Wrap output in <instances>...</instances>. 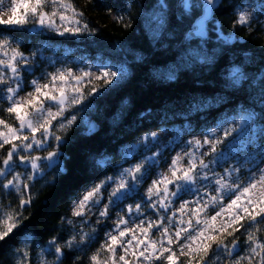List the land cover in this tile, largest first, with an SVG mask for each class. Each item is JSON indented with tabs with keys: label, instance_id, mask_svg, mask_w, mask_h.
Masks as SVG:
<instances>
[{
	"label": "trees",
	"instance_id": "obj_1",
	"mask_svg": "<svg viewBox=\"0 0 264 264\" xmlns=\"http://www.w3.org/2000/svg\"><path fill=\"white\" fill-rule=\"evenodd\" d=\"M239 3L219 1L208 27L209 38L203 41L191 36L203 15L201 0H193L189 8L183 0L85 2L91 38L63 42L122 67L124 73L118 84L105 86L82 105L76 123L59 134L63 140L53 167L30 182L27 191L0 188V212L22 213V222L8 242H0V264H18L22 258L18 250L25 246L31 264H39L41 250L53 237L63 246L76 236L69 223L73 204L87 188L106 177H117L128 155L126 149L152 132L177 126L209 130L226 114H247L254 116L259 144H264V36L257 29L234 26ZM0 38L18 43L27 55L47 43L62 42L6 28H0ZM236 68L245 76L240 83H234L231 75ZM0 112L8 118L2 108ZM93 123L95 133L90 131ZM6 152L0 149V158ZM21 195L32 198L24 209L19 207ZM259 227L258 235L264 240V223ZM235 235L240 238L237 252L243 254L244 229ZM93 246L65 248L61 264H88ZM43 258L54 260L46 251Z\"/></svg>",
	"mask_w": 264,
	"mask_h": 264
},
{
	"label": "snow or ice",
	"instance_id": "obj_2",
	"mask_svg": "<svg viewBox=\"0 0 264 264\" xmlns=\"http://www.w3.org/2000/svg\"><path fill=\"white\" fill-rule=\"evenodd\" d=\"M48 6L51 8L50 11L45 10ZM192 6L188 0H184L185 8ZM214 7L216 0H203L204 19L208 18ZM236 7L239 11L235 14L234 26L251 27L253 14L242 5ZM260 8L264 10V3ZM69 12L71 15H68ZM5 16L7 19L4 18ZM82 16L83 13L78 11L70 0H8L7 7L5 0H0V25L24 27L31 24L34 27L50 29L61 36L84 32L91 34L93 30H90L86 23L81 26L78 17ZM57 17L60 23H57ZM122 19L117 17L118 22ZM203 23L204 21L201 20L196 27V31L201 35H203ZM32 56L22 52L18 45L13 46V41L10 39H0V99L8 102L4 111L14 116L18 122L17 127L0 118V126L7 129L0 131V149L9 146L6 155L0 158V178H3L0 179V188L9 192L27 191L30 188V181L41 175L42 162H53L60 155L58 149L63 137L53 131V122H57L56 131L69 129L77 121V115L72 109L83 104L88 96L97 94L102 86L114 85V82L118 84V76L124 73L122 67L113 70V66L108 64L97 65L98 74L82 71L77 75L70 69H58L56 72L31 80L32 91L27 92L26 96H20L19 93L23 90L22 69L27 68ZM231 75L234 83H240L245 79L239 68L234 69ZM41 80L44 82L41 83ZM85 82L91 85L87 92L84 91ZM225 123H228L227 118L221 121L215 130L206 132L203 140L188 141L187 145L191 150L177 153L168 164L167 172L157 174V178L153 179L146 188L144 203L130 204L127 205L126 210L121 209L124 214L117 215L114 221L115 227L111 232L106 233L105 242L88 258L90 264H109V261L111 264H153V261L159 260H163L164 264H180L177 252L187 256L184 264H264V240L258 235L259 225L264 223V167H260L264 164V144L257 148L258 158L250 154L246 160V162L256 161L253 168L249 169L251 178L246 185H243L239 178L242 166H230L223 168L222 172H217L215 166L227 163L231 156V153L226 155L224 150H218L219 146L233 132L240 135L243 131L242 128L237 127L224 128ZM232 123L236 122L233 120ZM25 130L29 135L24 134ZM217 131H221L222 136L217 135ZM37 133L40 134L39 137ZM158 135L159 133L152 132L142 140L144 142L149 138L155 140ZM50 139L55 140L56 147L52 151H47L45 145ZM251 143L250 137L249 145ZM205 147L207 150L202 152L201 149ZM36 149H44L47 155L43 157L32 155L31 153ZM159 155L158 152L154 153L151 157H146L145 161L123 169L117 177H106L87 188L74 203L73 215L84 218L92 213L93 209H97L98 212L95 213L97 223L109 219L113 207L125 198L129 196L135 198L139 194L138 185L146 179L148 171L145 164L149 167L156 165V158ZM185 158L186 163H184ZM17 161L19 165L26 166L27 174L21 172L13 174ZM9 175L11 179L7 178ZM229 193L235 198L230 199L225 207L223 200ZM182 194L194 195L195 199L182 200L179 208L173 210L167 217L160 215L161 210L167 213L175 199L180 198ZM31 203V196L24 198L21 195L20 209ZM190 204L194 205L191 209H189ZM216 205H220V211L210 218L200 219L201 213H205L210 206ZM145 208L151 209L157 215V219L145 217ZM177 211L180 213L179 219H177ZM225 211L228 214L227 219H221L217 225V218L222 217ZM189 212L191 216L185 222L183 216ZM133 213L140 218L139 223L127 227L129 220L126 217H132ZM21 215V212L15 211L0 212V242H8V238L22 222ZM192 217L196 218L198 226L202 224L203 227L193 229ZM245 220L248 221L247 228L243 223ZM87 222L86 219L82 220V223ZM173 224L175 231L170 232L169 229ZM153 228L159 233L156 239L150 238ZM241 229H244L245 233L243 254L237 252L240 238L235 235ZM137 233L143 238H139ZM126 236L130 238L125 240ZM182 236L184 242L179 243ZM229 237H233L230 242H228ZM90 238L89 233L82 232L79 236V244L76 242V236H72L61 246L57 243V238L53 237L48 241L47 248L41 250L39 264H49L43 258L45 251L54 256L51 264H61L62 258L67 255L65 248L72 249L76 246L79 250V245L85 244ZM174 243L178 245L176 250L172 248ZM117 247L122 253L119 256H117ZM18 251L22 257L18 264H31L27 247ZM102 252L108 253L104 259H101Z\"/></svg>",
	"mask_w": 264,
	"mask_h": 264
},
{
	"label": "rangeland",
	"instance_id": "obj_3",
	"mask_svg": "<svg viewBox=\"0 0 264 264\" xmlns=\"http://www.w3.org/2000/svg\"><path fill=\"white\" fill-rule=\"evenodd\" d=\"M87 0H70V3L74 5V7L83 13L82 17H78L81 21V26L83 24L88 25L87 16L85 15V12L83 11V7H85V2ZM202 1V7H203V0ZM193 0H188V3L191 5ZM264 3V0H240L239 5H242L244 8H246L250 13L253 14L252 21H251V27L253 29L259 30V33L264 36V10H261L260 5ZM8 0H5V7H7ZM184 5V0H183ZM204 9V8H203ZM46 11H50V6L45 8ZM239 11V8L237 12ZM10 15V13H9ZM68 15H71L69 12ZM7 19V16L4 17ZM57 23H60L58 17H57ZM89 29L90 26L88 25ZM248 27V26H244ZM0 28H6L10 30H18V31H28L35 34H45L49 35L52 38H56V40H61L62 42H58L57 44H50L47 43L42 46V48L39 51L34 52V56H32V59L29 63V65H33L35 67L34 74L30 75L27 71H24L22 69V75H23V84L22 88L23 90L19 93L20 96H26L27 92L32 91V86L30 84V81L33 79L41 78L42 76H46L47 73L56 72L58 69H70L74 74H80L82 71H91L95 74L97 73V65H112L113 70H116L117 67L115 64H112L111 62L103 59V58H96L91 56L88 53H80L77 51V46L74 47L72 44H67L63 41H75L77 43L83 42L89 38H91V34L88 32H84L82 34L72 35V34H65L63 36L58 35L56 32L47 29V28H40L39 26H33L31 24H28L24 27H16V26H8V25H0ZM3 39V38H0ZM233 40V39H231ZM18 43L13 42V46H17ZM27 55V54H26ZM29 74L30 78L27 79L25 77V74ZM121 77L118 76V79ZM44 80H41V83H43ZM94 83H99L95 82ZM91 85L87 84L85 82L84 85V91L87 92L88 88ZM105 86H102L100 88V91ZM99 91V92H100ZM98 92V93H99ZM97 93V94H98ZM97 94L93 96H88L87 99L84 100L83 104L77 105L75 108L72 109V112L76 114L77 109H79L82 105H84L88 100H90L92 97L96 96ZM8 106V102L4 99H0V109H4ZM5 114H7L4 111ZM8 118H6L4 115L0 112V118L5 119L9 124H12L13 126L18 127V122L15 120L14 116H10L7 114ZM10 118V119H9ZM227 118L228 123L223 124L224 128H231V127H237L242 128L243 131L240 135H237L236 132H233L231 136H229L227 139L224 140V143L219 146L218 150H224L225 154L231 153V156L229 157L227 163H224L222 166L217 165L216 171L222 172L223 168H227L230 166L235 167H241V171L239 173L240 181L243 185H246L249 181L250 173L249 169L253 168V164L256 163V161L252 162H246L247 158L250 156V154L256 155L257 158L259 156L257 152V148L260 145L259 144V128L255 122L253 115H247V114H239V115H233V114H226L222 118L218 120V122L209 130H203V131H193L192 128L189 126H177L175 128H164L160 131H157L159 133L158 137L153 140L151 138L148 139L147 142H144L143 140L137 144L133 145L132 147H128L126 149L127 157L126 161L124 162L122 168L120 169L119 173L125 169L134 166L137 163H141L145 161L146 157H151L154 153H160L159 156H157V163L156 165L149 167L147 164H145V168L148 169L146 179L139 183V194L135 196V198H132L131 196L125 198L123 201H121L117 206L113 207L110 212V218L103 220L102 223H97V215L95 213L98 212L97 209H93L92 213L88 214L87 217H76L73 215V207L71 210V225L73 226L76 238H77V244H79V236L83 233H89L90 234V240L87 241L85 244H93L95 243V246H93V251L90 253L89 257L95 253L100 246L105 242L106 239V233H109L112 231V229L115 227L114 221L117 218L118 214H124L121 212V209L127 208V205H134L136 203H144L146 201V197L144 196V193L146 191L147 186L151 183L153 179L157 178V174L160 172H167V166L170 164L171 159L176 156L177 153H182L186 150H191L190 146L187 145L188 141H191L193 139H200L203 140L204 135L206 132L210 130H215L217 128V125L221 123V121L225 120ZM235 121L236 123L233 124L232 121ZM56 124L57 122H53V131L56 132L57 135L62 133L63 131H56ZM90 126V125H89ZM0 131H7V129H4L2 126H0ZM25 135H29L27 130H25ZM39 133H37V136L39 137ZM217 135L222 136L221 131H217ZM148 136V135H147ZM251 137V145H249V138ZM56 146V142L53 139L49 140V143L45 145V148L47 151H52V149ZM8 145L5 146L4 149H8ZM207 148H202L201 151H206ZM47 151L44 149H36L31 154L37 155V156H46ZM23 154V153H22ZM58 158L53 162L43 161L41 164V175H38V177H41L46 169H50L53 167L57 162ZM130 159V160H128ZM206 159H211V157H206ZM14 160H16V157H14ZM187 162V159L185 158L184 163ZM260 167H264V164H261ZM15 172H21L26 173V166L19 165L17 161V166L14 168L13 174ZM8 179H11V175L7 177ZM235 178V177H234ZM3 179V178H0ZM23 179V177H22ZM35 180V179H34ZM32 180V181H34ZM30 181V182H32ZM209 191H212V189H209ZM213 194H215L213 192ZM143 198V199H142ZM235 196L231 193L225 195L223 200V205L226 207V205L229 203L230 199H234ZM195 199L194 195L189 194H182L180 198L175 199L174 203L172 204L171 208L167 213L163 212L161 210L160 215H163L165 217L171 215V212L173 210H176L179 208L180 203L182 200H193ZM243 199V198H242ZM74 206V204H73ZM194 207V205L190 204L189 209ZM217 211H220V205H216L214 207L210 206L205 213L200 214V219L203 220L205 218H210L211 216L215 215ZM145 217L155 220L157 219V215L148 208H145L144 211ZM191 216V213L189 212L187 215L183 216V219L185 222L189 219ZM227 211L223 214L222 217L217 218V225H219L221 219H227ZM129 220V223L127 227H133L134 224L139 223V217L136 216L135 213H133L132 217H126ZM180 218V213L177 211V219ZM86 219L87 223H82V220ZM244 225H248V221L245 220ZM165 224H167V220L165 219ZM192 224L193 229H196L197 227H203V225H197L196 224V218L192 217ZM147 225H145L146 227ZM186 226V224L184 225ZM124 226H121L123 228ZM95 229V231H93ZM170 232L175 231V224L169 229ZM192 231V230H190ZM137 236L139 238H143L140 236L139 233H137ZM159 236V233L155 228L151 230V237L152 239H156ZM130 236H126L124 239H129ZM229 240V239H228ZM184 238L182 236L179 243H183ZM83 244L82 246H84ZM81 246V245H79ZM178 245L174 243L172 245L173 250H176ZM215 247V244H213V248ZM238 251V249H237ZM121 253V249L117 247V256H119ZM167 255V253H165ZM177 255L180 257V264H184V262L187 260L186 255H180L179 252H177ZM108 256V253L102 252L101 253V259H104ZM130 260L132 259L131 256L128 257ZM49 262V261H48ZM52 261L49 262L51 264ZM88 264H90L88 259ZM109 264H111V261H109ZM153 264H164L163 260L159 261H153Z\"/></svg>",
	"mask_w": 264,
	"mask_h": 264
},
{
	"label": "water",
	"instance_id": "obj_4",
	"mask_svg": "<svg viewBox=\"0 0 264 264\" xmlns=\"http://www.w3.org/2000/svg\"><path fill=\"white\" fill-rule=\"evenodd\" d=\"M220 0H216V6L218 5ZM215 8L213 9L212 13H210L208 15V18L207 19H204V9H203V15L197 20V22L195 23L194 25V30L192 31L191 33V36L194 37V38H198V39H201L203 41L207 40L209 38V31H208V27H209V24L212 22L213 20V16H214V11H215ZM203 20L204 23H203V35L199 34L197 31H196V27L197 25L200 23V21ZM24 71H27L30 75L34 74L35 72V67L33 65H28L27 68H24L23 69ZM96 125L93 123L90 127V131L91 133H95L96 132ZM156 230V229H155Z\"/></svg>",
	"mask_w": 264,
	"mask_h": 264
}]
</instances>
